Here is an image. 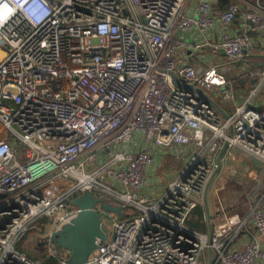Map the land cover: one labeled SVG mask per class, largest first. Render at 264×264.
I'll return each instance as SVG.
<instances>
[{
    "label": "built area",
    "instance_id": "obj_1",
    "mask_svg": "<svg viewBox=\"0 0 264 264\" xmlns=\"http://www.w3.org/2000/svg\"><path fill=\"white\" fill-rule=\"evenodd\" d=\"M227 1L130 0L133 14L128 0H0V264H45L20 243L70 223L87 191L124 217L106 213L114 234L84 264H209L210 249L213 264H264V196L246 214L210 216L211 232L188 224L204 194L225 188L215 174L225 143L229 157L264 162L253 104L264 65L252 55L255 33L264 49V0ZM242 62L232 77L227 65ZM167 154L184 167L146 193Z\"/></svg>",
    "mask_w": 264,
    "mask_h": 264
},
{
    "label": "crops",
    "instance_id": "obj_2",
    "mask_svg": "<svg viewBox=\"0 0 264 264\" xmlns=\"http://www.w3.org/2000/svg\"><path fill=\"white\" fill-rule=\"evenodd\" d=\"M222 2H224V4H221ZM219 5L221 7L226 6L228 5V1L219 0ZM233 28H242V20H237ZM254 36H257V47L252 53L254 56L253 63L264 65V49L258 50L259 47H262V39L256 33ZM250 66L251 64L249 62L233 63L227 65L226 69L229 74L235 78L238 73L246 70ZM255 83V79L238 82L236 88L239 93V103L248 98L247 93L254 87ZM262 94L263 96H261ZM253 104L257 108L264 109V91L254 98ZM177 148L179 149L178 151L182 153L187 151V148L184 146ZM194 150L193 148L191 151L189 150V152H193ZM220 151L216 155L217 163ZM226 151L223 156L221 168V174L226 180L225 188H223L218 195L208 196V206L206 205V194H204L202 203L195 209L188 221L189 226L202 232L211 231L213 225L210 216H215L223 212L224 209L229 212L237 211L241 214H246L249 210V206L264 196V162L242 154L229 157ZM174 157L175 156L167 154L164 158L158 157L157 160H155L156 169L153 168L154 170L150 177V185L147 187L146 193L154 194V192H156L160 195L166 187V182L173 179L174 176L182 170L184 167L183 162L178 165L179 162L177 163ZM173 163L175 164L174 167H172ZM262 203H264V197ZM246 238L245 234H240L237 237V240L239 239L238 247L242 248L244 246V242L247 240ZM28 239L33 241V235L30 234ZM49 257H52V254ZM208 258L210 264V252Z\"/></svg>",
    "mask_w": 264,
    "mask_h": 264
},
{
    "label": "water",
    "instance_id": "obj_3",
    "mask_svg": "<svg viewBox=\"0 0 264 264\" xmlns=\"http://www.w3.org/2000/svg\"><path fill=\"white\" fill-rule=\"evenodd\" d=\"M133 14V6L128 0ZM174 81L180 84L186 85V83L179 82L178 77L175 73H172ZM189 85V84H187ZM194 87V85H189ZM208 96V95H207ZM208 99L226 116L221 105L208 96ZM228 147V143H225L218 156V167L216 168L215 174L218 173L223 164V156ZM4 196V195H3ZM101 202L104 210L99 212L96 210V205ZM73 203L79 207L78 215L70 222L63 225L58 230L54 231L50 235V243L54 244L52 239L54 236L58 237L57 253L61 259H64L61 255L63 250L70 252L69 258L65 260L67 264H84L88 261L90 255L99 246V240H105L107 238L106 231L102 227V216L108 211L115 212L120 218L124 217L123 208L118 205H113L108 202L105 198L96 197L92 191H87L83 195L77 196ZM206 205L208 206V197L206 195ZM212 231V227H211ZM210 231V232H211ZM210 264H213L212 254L213 251L210 249Z\"/></svg>",
    "mask_w": 264,
    "mask_h": 264
},
{
    "label": "rangeland",
    "instance_id": "obj_4",
    "mask_svg": "<svg viewBox=\"0 0 264 264\" xmlns=\"http://www.w3.org/2000/svg\"><path fill=\"white\" fill-rule=\"evenodd\" d=\"M261 96H263V94ZM259 102H260V100H259ZM181 163L182 162L180 161L178 165H180ZM114 215L117 216L116 214H114ZM101 220L103 223L104 230L106 231L108 237L111 238L114 234L112 219L110 218L109 215L104 214L102 216ZM50 230H51V227L48 228V230L45 232H38L36 234H33V232H31L30 234H32L34 237L33 241H30L28 239V236L30 235L29 234L27 236V238L23 242L20 243L19 246H20L21 250L26 252L30 256L35 257L41 261H43L47 257L51 256L54 248H56L58 245V237L57 236L53 237L52 241L54 244L51 245V243L49 241L50 240ZM52 230H53V227H52ZM52 246H53V248H52Z\"/></svg>",
    "mask_w": 264,
    "mask_h": 264
},
{
    "label": "trees",
    "instance_id": "obj_5",
    "mask_svg": "<svg viewBox=\"0 0 264 264\" xmlns=\"http://www.w3.org/2000/svg\"><path fill=\"white\" fill-rule=\"evenodd\" d=\"M221 4H224V2H222ZM43 262L45 264H59L58 260L54 257H47L45 260H43Z\"/></svg>",
    "mask_w": 264,
    "mask_h": 264
}]
</instances>
